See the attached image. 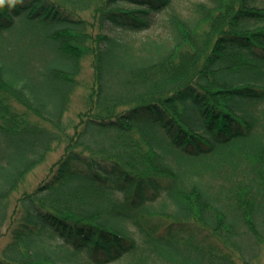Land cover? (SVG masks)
Wrapping results in <instances>:
<instances>
[{"label":"trees","instance_id":"16d2710c","mask_svg":"<svg viewBox=\"0 0 264 264\" xmlns=\"http://www.w3.org/2000/svg\"><path fill=\"white\" fill-rule=\"evenodd\" d=\"M4 238L0 264H260L264 0L0 8Z\"/></svg>","mask_w":264,"mask_h":264},{"label":"rangeland","instance_id":"374dc122","mask_svg":"<svg viewBox=\"0 0 264 264\" xmlns=\"http://www.w3.org/2000/svg\"><path fill=\"white\" fill-rule=\"evenodd\" d=\"M97 1L98 0H86V2L88 3L89 6L95 5ZM85 66H86V68L84 70V74H82L80 76L81 79L90 78V77H88L91 74L90 70L87 67L88 63H86ZM82 94H83V89H77L76 94L72 98L73 102H71L70 110L67 113V115L65 116L66 122H68L70 119H74L75 112L78 109H80L79 104H80V98H81ZM59 154H60V151H59V153L50 156V158L47 160L46 163L38 166L28 177L27 183L29 182V184L32 186L38 184L47 175V172L49 171L51 164L54 162L55 159H57L59 157ZM5 229L6 228H4L3 231ZM6 242H7V238L0 240V248H2V246H4L6 244ZM260 256H261V258H259V263L262 264V263H264V248H263V246L261 247ZM116 264H119V263H116ZM255 264H258V262H256Z\"/></svg>","mask_w":264,"mask_h":264},{"label":"clouds","instance_id":"9594fccd","mask_svg":"<svg viewBox=\"0 0 264 264\" xmlns=\"http://www.w3.org/2000/svg\"><path fill=\"white\" fill-rule=\"evenodd\" d=\"M20 2H22V0H0V8H3L5 5H7L9 8H12Z\"/></svg>","mask_w":264,"mask_h":264}]
</instances>
